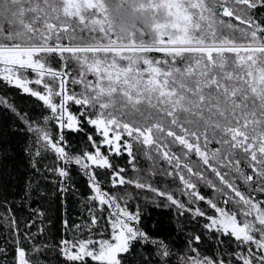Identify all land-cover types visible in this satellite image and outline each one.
<instances>
[{
  "label": "trees",
  "instance_id": "trees-1",
  "mask_svg": "<svg viewBox=\"0 0 264 264\" xmlns=\"http://www.w3.org/2000/svg\"><path fill=\"white\" fill-rule=\"evenodd\" d=\"M251 11L244 0H0V47H76L31 48L28 56L42 66L46 76L54 77L57 83L63 81L68 94L74 92L86 103L89 109L84 111H92L114 133L125 135V139L130 135L138 154L132 163L126 154L117 157L109 155L106 148L101 149L104 155H109L110 162L125 169L122 175L126 179H134L139 171L157 187H170L174 196L179 195L178 179L173 184V178L160 175L159 170L171 171L168 164L189 161V152L185 150L189 145L195 149L205 140L209 143L216 140L221 143L214 157L216 165H230L237 186L248 195L249 186L235 172V159L230 157L243 160L247 155L242 150L245 143L242 137L250 138L248 144L257 153L264 147V48L178 50L150 46L263 44L264 36L249 15ZM26 75L35 79L31 70ZM29 86L43 91L42 86ZM0 95L27 112L37 127L51 133L53 140L58 138L57 122L44 119L52 114L42 102L2 80ZM55 101L59 102V97ZM68 107L73 114L81 109L72 102ZM16 124L19 121L10 110L0 105V190L18 217L27 219L30 208H39L47 216L41 222L39 214H35L36 223L30 229L32 232H37L38 227L44 229L32 241L49 246L42 253V260L47 264H73L66 262L58 250L62 233L70 238L62 228L64 205L70 221L81 223L87 216L86 211L81 214L83 201L92 195L88 177L74 163L66 166L72 170L79 192L66 194L63 205L57 192L59 178L52 173H47L48 180L39 179L36 173L38 183L25 196V184L35 170L25 152L29 134L13 132L12 126ZM84 128V133L66 134L70 145L66 151L79 155L85 145L87 151H94L86 133H93L99 141L98 134L87 124ZM233 137H237L236 142L229 146ZM221 154L223 160L219 159ZM36 159L41 170L49 164L63 165L51 150ZM191 159L200 163L195 155ZM240 168L251 174L245 162H241ZM92 171L97 174L102 190L131 192L129 210L134 212L139 207L143 213L141 226L150 233V239H163L181 260L189 240L198 249L195 255L210 257L220 251L231 252L235 247L237 242L233 239L205 229V218L194 220L187 212L181 216L175 206L165 208L166 201L154 198L147 189L135 188L134 184L113 188L111 169L93 167ZM198 187L206 197L217 198L213 189L202 184ZM255 196L264 200V194L257 192ZM179 198L187 202L186 197ZM223 199L221 195L218 206L231 209L232 205H224ZM199 206L214 214L205 202H199ZM102 215L106 216L107 211ZM91 233L94 240L104 239L110 237L111 228L105 219H100ZM6 235L5 226L0 224V247L9 251L10 259L14 246L6 241ZM195 235L201 237L199 243L192 239ZM88 236V229H83L81 238ZM218 238L224 241L222 245ZM136 251L146 256L153 246L138 245ZM193 257L189 252V258ZM86 264L98 262L86 258ZM129 264L136 261L130 259Z\"/></svg>",
  "mask_w": 264,
  "mask_h": 264
},
{
  "label": "snow or ice",
  "instance_id": "snow-or-ice-1",
  "mask_svg": "<svg viewBox=\"0 0 264 264\" xmlns=\"http://www.w3.org/2000/svg\"><path fill=\"white\" fill-rule=\"evenodd\" d=\"M244 3L247 8L252 10L249 15L256 21L259 34L264 36V19L260 18L264 16V0H244ZM258 20L259 22H257ZM28 70L35 74L34 80L27 77ZM45 77L48 76L45 75L41 65L34 61H26L23 56L18 61L11 63L0 61V80L6 82L8 86L22 90L23 94L37 99L50 110L51 117L46 116L44 119H55L57 122L59 132L56 140H53L50 132L37 127L36 121L27 112L9 102L3 95H0V105L10 110L15 119L19 121V124L12 126V131L29 134V143L25 147V152L31 157L30 167L35 170V173L25 184V196H28L31 188L38 183L36 173L42 180H48L47 173H52L53 176L59 178L57 192L60 193L63 205L66 194L75 195L79 192L73 182V172L66 166L74 163L79 166L81 174L88 177V188L92 195L83 201L84 208L81 210V214L83 216L86 211L87 216L82 219L81 223L70 221L67 207L64 205L65 215L62 220V228L70 238H65L62 233L58 250L66 262L86 264V258H90L91 261L98 262V264H129L130 259L136 261V264H174V259L175 264H264V200H257L255 196L257 192L264 194V147H261L260 152L257 153L248 144L250 138L242 137L241 139L245 142L242 150L247 155L243 160L230 157V160L235 159V172L239 173V178L249 186V194L245 195L231 175L234 171L233 168L228 164L217 166L215 163L214 157L221 149V143L216 140L209 143L208 140H205L203 145L195 149L189 145L185 149L189 152V161L179 165L168 164L172 166L171 171L168 169L159 170L160 175L172 177L173 184H176L178 179L179 185H177L176 191L179 195L174 196L172 188L157 187L139 171L134 179H126L122 175L125 169L110 162L109 155L119 157L126 154L129 157V163H132L138 154L136 150L134 152L130 135H127V139H125V135L114 133L106 121L97 118L90 110L84 111V108H88L87 104L77 98L74 92L68 94L63 81L57 83L54 77H48L49 79H45ZM30 84L42 86L43 91L35 90L29 86ZM56 97H59V102L55 101ZM69 102L81 106L78 114H73L69 110ZM85 124L95 130L99 141L94 139L93 133H86L87 140L94 151H87V145H85L81 154L73 155L70 151H66V148L70 149L66 134L84 133ZM236 139L237 137L231 138L229 146L234 144ZM102 148H106L109 155H104L101 151ZM49 150L55 152L57 159L63 161V165L49 164L45 165L44 170H41L37 167L39 160L36 158H43ZM5 154H7V150H5ZM192 155L198 157L200 163L192 160ZM219 159L223 160L222 154ZM242 161L251 169V174H246L240 168ZM93 167L112 170L110 180L113 188L118 185L134 184L135 188L147 189L154 194V198L160 197L166 201L165 208L175 206V210L181 216L187 212L194 220L197 217L205 218L207 220V223L203 224L205 229L233 239L237 242L235 247L231 252L220 251L210 257L195 255L198 253V249L192 247V240H189L188 250L183 251L181 260L176 257L173 249L163 239H150V233L141 226L143 213L139 207L134 212L129 210L128 201L133 199V194L127 190L111 193L108 190H102L101 182L97 180V174L92 171ZM53 183H57V181L53 180ZM201 184L213 189L217 193V198L212 199L201 194L198 187ZM180 195L186 197V203L180 200ZM221 195L224 197L223 204H231V209L218 206L217 200ZM94 201L98 203L94 204ZM121 202L124 206H121ZM199 202H205L210 209L214 210V214L203 210L199 206ZM0 209H2L0 210V224L5 226L7 233L5 239L14 246L10 259L8 258L9 251L0 247V264H47L42 260V253L49 246L39 241L32 244V241L36 239L37 235L43 233L44 229L38 227L37 232L30 231L36 223L35 214L38 213L41 222H43L47 219L45 213L41 212L39 208H30V215L27 219L18 217L2 190H0ZM106 211L107 215L103 216L102 214ZM238 214L241 217L240 220H238ZM100 219H105L110 225V240H94L92 238L91 229ZM83 229L89 231L87 239L81 238ZM192 239L199 243L201 237L195 235ZM25 241L28 243L26 244ZM218 243L222 245L224 241L218 238ZM145 244L152 245L153 251L146 256H140L136 251L137 246L143 247ZM189 252L194 254L191 259Z\"/></svg>",
  "mask_w": 264,
  "mask_h": 264
},
{
  "label": "rangeland",
  "instance_id": "rangeland-1",
  "mask_svg": "<svg viewBox=\"0 0 264 264\" xmlns=\"http://www.w3.org/2000/svg\"><path fill=\"white\" fill-rule=\"evenodd\" d=\"M169 48V49H253V48H264L263 44H255V45H194V46H150V48ZM31 48H44V49H59V48H76V47H67V46H38V47H22V46H3L0 47V61L4 62H15L18 61L21 56L25 58L26 61H31L28 54L31 52ZM143 48V47H138ZM113 192H124L119 189H115ZM121 206L123 203L121 202ZM111 239V235L108 238ZM98 247V245H97Z\"/></svg>",
  "mask_w": 264,
  "mask_h": 264
},
{
  "label": "built area",
  "instance_id": "built-area-1",
  "mask_svg": "<svg viewBox=\"0 0 264 264\" xmlns=\"http://www.w3.org/2000/svg\"><path fill=\"white\" fill-rule=\"evenodd\" d=\"M219 50H225V49H219Z\"/></svg>",
  "mask_w": 264,
  "mask_h": 264
}]
</instances>
